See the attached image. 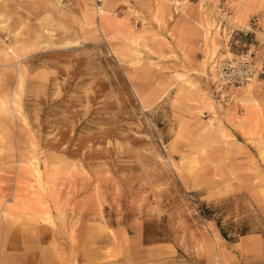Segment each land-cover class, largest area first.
Here are the masks:
<instances>
[{"label": "rangeland", "instance_id": "obj_1", "mask_svg": "<svg viewBox=\"0 0 264 264\" xmlns=\"http://www.w3.org/2000/svg\"><path fill=\"white\" fill-rule=\"evenodd\" d=\"M263 39L264 0H0V264H264L262 75L213 67Z\"/></svg>", "mask_w": 264, "mask_h": 264}, {"label": "built area", "instance_id": "obj_2", "mask_svg": "<svg viewBox=\"0 0 264 264\" xmlns=\"http://www.w3.org/2000/svg\"><path fill=\"white\" fill-rule=\"evenodd\" d=\"M231 37L232 34L229 35L230 44L234 42ZM257 53L258 50L253 49L249 53L238 54L235 59L217 58L213 61L216 79L214 90L221 99L228 97L227 89L241 88L264 74V57L258 65L254 60Z\"/></svg>", "mask_w": 264, "mask_h": 264}, {"label": "crops", "instance_id": "obj_3", "mask_svg": "<svg viewBox=\"0 0 264 264\" xmlns=\"http://www.w3.org/2000/svg\"><path fill=\"white\" fill-rule=\"evenodd\" d=\"M257 28H259V25ZM240 30H243V29H240ZM244 32L246 33V31H244ZM256 32L259 33L258 31H256ZM254 39L255 40L258 39L257 35ZM263 41H264V39L260 40V42H263ZM246 44L245 45H246L247 49H249V48L257 49L261 55H264V45H262L263 43L258 46L254 42L250 41L249 43L247 42ZM256 93H257V95H259L260 101H264V74L261 76V78H259L258 85L256 86Z\"/></svg>", "mask_w": 264, "mask_h": 264}, {"label": "bare ground", "instance_id": "obj_4", "mask_svg": "<svg viewBox=\"0 0 264 264\" xmlns=\"http://www.w3.org/2000/svg\"><path fill=\"white\" fill-rule=\"evenodd\" d=\"M209 25V24H208ZM206 28V27H205ZM131 32V31H130ZM205 33V32H204ZM206 35V34H205ZM206 39V38H205ZM9 48V47H8ZM9 50V49H8ZM18 59V58H17ZM10 64V63H9ZM4 65V64H3ZM15 65V64H14ZM8 69V68H7ZM24 69V68H23ZM205 70V69H204ZM17 73V72H16ZM202 73H204V72H202ZM25 74V73H24ZM18 75V74H17ZM214 76V75H213ZM18 82H21V81H18ZM19 84H21V83H19ZM22 84H23V81H22ZM248 85V87L246 88V90L247 91H250V88H251V84H246V86ZM246 91V92H247ZM19 92V91H18ZM253 92V91H252ZM11 95V94H10ZM14 96V95H13ZM16 97V96H15ZM11 98H13V97H11ZM7 99V98H6ZM9 99V98H8ZM11 100V99H10ZM11 102V101H10ZM13 102V101H12ZM2 104V103H1ZM10 104V103H9ZM3 105V104H2ZM16 105V104H15ZM19 108V107H18ZM12 110V109H11ZM1 111V110H0ZM14 112V111H13ZM17 113V112H16ZM10 114V113H9ZM15 114V113H14ZM14 114H10V115H14ZM19 115V114H18ZM3 118V117H2ZM15 118V117H14ZM20 118V117H19ZM22 120H24V119H22ZM18 121V120H17ZM15 124V123H14ZM22 131V130H21ZM3 133V132H2ZM5 133V132H4ZM7 135V134H6ZM36 161V160H35ZM36 172V171H35ZM37 175V174H36ZM37 179H40L39 178V176L37 177ZM46 210V209H45ZM43 211V210H42ZM44 214H46V213H44ZM47 214H48V212H47Z\"/></svg>", "mask_w": 264, "mask_h": 264}]
</instances>
